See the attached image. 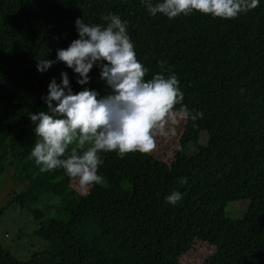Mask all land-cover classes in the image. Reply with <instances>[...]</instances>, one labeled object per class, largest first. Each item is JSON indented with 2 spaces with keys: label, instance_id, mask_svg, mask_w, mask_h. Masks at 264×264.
<instances>
[{
  "label": "trees",
  "instance_id": "1",
  "mask_svg": "<svg viewBox=\"0 0 264 264\" xmlns=\"http://www.w3.org/2000/svg\"><path fill=\"white\" fill-rule=\"evenodd\" d=\"M109 13L127 21L137 59L149 69L145 79L166 62L164 75L177 76L183 104L203 118L197 127L187 120L171 161L100 153L103 180L81 193L63 169L41 172L30 158L37 136L28 112L47 110L41 97L61 72L74 93L111 92L95 65L83 86L63 62L43 73L36 67L79 38L77 18L106 26L101 17ZM10 168L24 187L0 218L20 206L38 222L32 235L42 242L27 260L0 243V264H183L197 241L215 247L211 264H264V0L233 19L152 16L141 0H0V190ZM173 191L182 194L175 205L165 199ZM241 199L245 213L230 217L228 204Z\"/></svg>",
  "mask_w": 264,
  "mask_h": 264
},
{
  "label": "clouds",
  "instance_id": "2",
  "mask_svg": "<svg viewBox=\"0 0 264 264\" xmlns=\"http://www.w3.org/2000/svg\"><path fill=\"white\" fill-rule=\"evenodd\" d=\"M150 15L162 14L175 19L194 11L213 18L233 19L259 6L260 0H141ZM106 26L75 21L79 38L67 48L57 50L55 60L40 58L37 70L45 72L56 62H63L77 74V83L90 82L93 66L100 68V78L111 92L105 96L93 89L73 92L67 72H61V82L52 78L47 95L41 99L46 111L28 112L36 125L37 139L30 158L40 171L63 169L81 189L102 182L98 168L103 163L100 153L116 152L123 158L127 153L150 154L156 147L157 136H167L168 125L190 120L193 127L203 118V112L183 104L184 94L175 74L164 75L165 63L158 61L161 72L145 79L149 69L138 61L134 44L127 32V21L109 13L101 17ZM176 105H180L176 109ZM179 117V119H178ZM74 145L65 156L69 146ZM187 183L183 177L179 181ZM175 205L182 199L179 191L165 197Z\"/></svg>",
  "mask_w": 264,
  "mask_h": 264
},
{
  "label": "rangeland",
  "instance_id": "3",
  "mask_svg": "<svg viewBox=\"0 0 264 264\" xmlns=\"http://www.w3.org/2000/svg\"><path fill=\"white\" fill-rule=\"evenodd\" d=\"M186 122L185 120H180L177 125L169 124L168 128L174 129V131L170 130L167 136H157L155 138L156 147L151 153L160 159L173 160L176 151L181 147L180 138ZM208 138V132L202 131L199 143L206 144ZM71 146L73 147L74 145ZM191 146L190 150L194 149V145L192 144ZM14 173V168H10L9 174L3 180L4 183L0 190V209L12 199L15 190H20L24 187L23 184L14 180ZM72 186L81 193H87L92 185L87 190H83L79 187L78 181L75 180L72 182ZM247 204L248 201L246 199L233 201L228 204L226 212L230 217L240 218L245 213ZM39 206L47 212L52 210L48 203H40ZM38 225L32 214L21 209L18 205L11 206L6 209L0 218V243L20 260H27L30 258L31 253L38 248L39 243L42 242L39 237L32 235V231ZM214 251L215 247L209 243L197 241L181 260L183 264H211Z\"/></svg>",
  "mask_w": 264,
  "mask_h": 264
}]
</instances>
